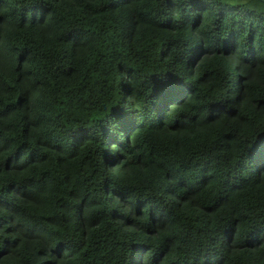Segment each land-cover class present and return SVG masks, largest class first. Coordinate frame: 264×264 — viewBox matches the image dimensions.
Masks as SVG:
<instances>
[{
  "label": "trees",
  "instance_id": "1",
  "mask_svg": "<svg viewBox=\"0 0 264 264\" xmlns=\"http://www.w3.org/2000/svg\"><path fill=\"white\" fill-rule=\"evenodd\" d=\"M0 264H264V0H0Z\"/></svg>",
  "mask_w": 264,
  "mask_h": 264
}]
</instances>
